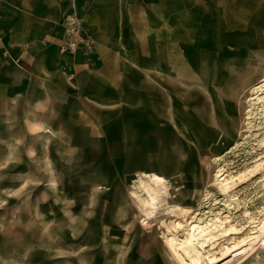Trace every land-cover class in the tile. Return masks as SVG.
<instances>
[{
    "label": "rangeland",
    "instance_id": "obj_1",
    "mask_svg": "<svg viewBox=\"0 0 264 264\" xmlns=\"http://www.w3.org/2000/svg\"><path fill=\"white\" fill-rule=\"evenodd\" d=\"M215 7L123 43L149 68L146 112L105 138L1 123L0 264H182L172 226L193 214L200 264H264V0Z\"/></svg>",
    "mask_w": 264,
    "mask_h": 264
},
{
    "label": "crops",
    "instance_id": "obj_2",
    "mask_svg": "<svg viewBox=\"0 0 264 264\" xmlns=\"http://www.w3.org/2000/svg\"><path fill=\"white\" fill-rule=\"evenodd\" d=\"M224 1L201 0L215 8ZM187 10L188 0H0V126L17 125L25 138L76 121L88 137L105 138L108 121L146 112L149 68L123 55V43L166 40L162 28L180 24ZM72 13L90 49L62 51Z\"/></svg>",
    "mask_w": 264,
    "mask_h": 264
},
{
    "label": "bare ground",
    "instance_id": "obj_3",
    "mask_svg": "<svg viewBox=\"0 0 264 264\" xmlns=\"http://www.w3.org/2000/svg\"><path fill=\"white\" fill-rule=\"evenodd\" d=\"M223 185L228 186V182H226V181L223 182ZM224 188H226V187H224ZM147 195H148V197H150V199L153 198V196L150 193V191L147 192ZM142 202H143V205H144V211L147 213V207H146L147 200L145 198H143ZM194 216L195 215L193 214V215H190L188 218L185 219V221H186V227L185 228L183 227V224L181 223V221H174L173 222V226H172L173 230H176L178 227H182V229L186 233V236L189 237L188 243L189 242L190 243L188 245L190 246V248L192 249L193 254H194V258H193V257H191L190 255L187 254V252L183 249V246H182L181 243L173 242V243H175L174 245H175V250H176V256L181 261L182 264H200L201 253H202L201 249H202L203 244H205L207 242L206 240H204V238L206 237V239H208L207 237L211 234V233H208L205 236H203L200 240H196L195 233H196L197 221H196V219H194ZM260 229H261V227H260ZM260 229H258V230H260ZM262 232H264V231H262ZM211 238H213V237H211ZM243 238H245V237H243ZM233 245H234V242H233ZM227 248H229V245L226 248L224 247V249H227ZM179 249L182 250V252L185 255V257L182 255V253L179 251ZM215 256L216 255L212 254V256L211 257L209 256L208 259H211V258H213Z\"/></svg>",
    "mask_w": 264,
    "mask_h": 264
},
{
    "label": "built area",
    "instance_id": "obj_4",
    "mask_svg": "<svg viewBox=\"0 0 264 264\" xmlns=\"http://www.w3.org/2000/svg\"><path fill=\"white\" fill-rule=\"evenodd\" d=\"M66 34L64 42L62 43V51L73 52L78 47L82 46L90 49L92 41L89 40L88 34L80 21V18L74 13L65 16Z\"/></svg>",
    "mask_w": 264,
    "mask_h": 264
}]
</instances>
